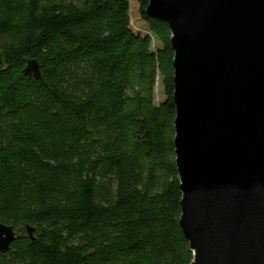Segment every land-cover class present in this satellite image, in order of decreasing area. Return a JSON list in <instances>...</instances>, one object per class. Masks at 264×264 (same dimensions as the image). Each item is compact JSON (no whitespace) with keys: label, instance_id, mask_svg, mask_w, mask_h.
<instances>
[{"label":"trees","instance_id":"obj_1","mask_svg":"<svg viewBox=\"0 0 264 264\" xmlns=\"http://www.w3.org/2000/svg\"><path fill=\"white\" fill-rule=\"evenodd\" d=\"M135 1L146 27L131 0H0V264L191 263L171 31Z\"/></svg>","mask_w":264,"mask_h":264},{"label":"water","instance_id":"obj_2","mask_svg":"<svg viewBox=\"0 0 264 264\" xmlns=\"http://www.w3.org/2000/svg\"><path fill=\"white\" fill-rule=\"evenodd\" d=\"M147 14L168 23L175 52L190 264H264V0H149ZM24 73L40 78L38 62ZM17 238L0 222V252Z\"/></svg>","mask_w":264,"mask_h":264},{"label":"rangeland","instance_id":"obj_3","mask_svg":"<svg viewBox=\"0 0 264 264\" xmlns=\"http://www.w3.org/2000/svg\"><path fill=\"white\" fill-rule=\"evenodd\" d=\"M130 14L132 17L134 28L138 29L140 27H146L145 22L142 19H139V13L137 11V3L135 0H131ZM157 90H158V96L161 98L162 97L161 87L158 86Z\"/></svg>","mask_w":264,"mask_h":264}]
</instances>
